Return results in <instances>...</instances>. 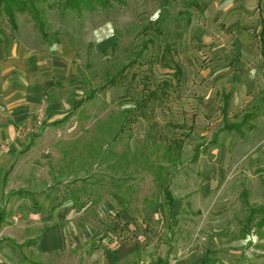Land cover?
<instances>
[{"label":"rangeland","instance_id":"rangeland-1","mask_svg":"<svg viewBox=\"0 0 264 264\" xmlns=\"http://www.w3.org/2000/svg\"><path fill=\"white\" fill-rule=\"evenodd\" d=\"M37 7L49 42L29 14L0 15V40L48 52L51 72L0 164V263L264 264L261 217L247 227L264 204V0ZM256 107L252 130L226 129Z\"/></svg>","mask_w":264,"mask_h":264},{"label":"crops","instance_id":"crops-1","mask_svg":"<svg viewBox=\"0 0 264 264\" xmlns=\"http://www.w3.org/2000/svg\"><path fill=\"white\" fill-rule=\"evenodd\" d=\"M59 42L67 62L71 61L80 51V46L68 33L60 36ZM48 57V52L41 53L37 49L28 47L25 42L11 43L9 40H0V75L8 78L11 73L16 72L18 74L15 77H19V81L22 83L19 87H0V145L5 150L8 141L11 143L8 150L0 155V164L11 159V155L14 153L13 149L18 145L14 126L22 124L30 113L34 110L37 111L40 107L42 85L35 80L39 77L42 84L46 83L49 73H51L48 67ZM50 57V60L54 59L53 56ZM34 60L36 61L34 66L27 64L28 61ZM42 63L46 65V68L40 66ZM24 68L27 71L26 74L23 73ZM24 78L25 82L22 81ZM44 108L42 111L46 112ZM23 163H21L20 169H22ZM19 193L21 192H17V194ZM2 213L3 211L0 212V215Z\"/></svg>","mask_w":264,"mask_h":264},{"label":"trees","instance_id":"trees-1","mask_svg":"<svg viewBox=\"0 0 264 264\" xmlns=\"http://www.w3.org/2000/svg\"><path fill=\"white\" fill-rule=\"evenodd\" d=\"M261 2V1H260ZM37 3H41L51 10H56L60 18H78L84 19L89 15L97 11L108 10L117 5H125L126 0H0V15L4 14L8 22L13 29L17 28V15L29 14L37 25L38 31L42 35L46 42L50 41L48 32L45 29L44 22L41 19L40 11L37 7ZM263 23V22H262ZM264 35V25L262 27L261 36ZM177 72L181 73L180 68L177 67ZM152 99L151 96L144 102V104ZM229 99L226 97L224 112L227 109ZM262 111L261 107H256L252 112L244 115L243 120L238 124H232L226 126L228 131H235L237 134L242 135L244 133V127L248 130L254 128L253 121L256 119L258 114ZM178 143V142H177ZM165 197L168 205L171 206L173 197L168 187L165 189ZM259 215L261 218L257 222V227L262 228L264 226V204L260 207L250 208V215L247 220L248 230L250 224L253 221V217ZM0 215V223H1Z\"/></svg>","mask_w":264,"mask_h":264}]
</instances>
